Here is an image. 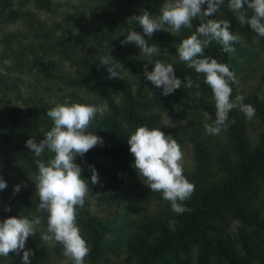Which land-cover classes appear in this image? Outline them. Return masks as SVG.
Wrapping results in <instances>:
<instances>
[{
	"label": "trees",
	"instance_id": "trees-1",
	"mask_svg": "<svg viewBox=\"0 0 264 264\" xmlns=\"http://www.w3.org/2000/svg\"><path fill=\"white\" fill-rule=\"evenodd\" d=\"M37 9L52 10L53 0H27ZM95 3L96 10L100 13L96 18V29L93 33L94 41L103 46L104 51L113 52L121 57L122 64L131 72L138 82L137 93L152 98V102L159 107L168 106L170 102L180 105L181 110H173L177 114L185 113L186 103L202 102L196 100L195 92L200 95H212L209 85L205 83L204 74L197 77L199 88L188 89L183 86L168 96L162 95V89L156 88L143 75V65L126 55L120 45L121 38L125 39L130 26L129 18L140 15L143 10H155L160 14L162 5L156 0H85ZM220 10L229 13L222 5ZM246 16L250 18L253 13L250 9H244ZM214 15L209 17L214 19ZM0 19L2 22H15L23 19L31 26L38 23L36 36L46 38L45 41L25 42L14 44L7 42L3 51L12 57L13 65L21 70L25 66V56L35 54L39 65L44 67V60L38 54L47 52L57 53L71 64H75L84 72L88 70L94 73L107 71L99 65L100 57H89L80 54L75 44L64 42L59 37L46 34L39 23L35 13L30 9L12 7L11 0H0ZM131 21V20H130ZM140 34L142 28L135 21H131ZM231 31L239 36L255 34L260 42L264 43V36H258L249 25H241L235 16L229 17ZM193 28H182L178 33L183 39L190 36L199 26V20H193ZM154 37L162 47L172 48V42L164 31L155 32ZM151 38V37H150ZM149 37L145 36L149 45L153 44ZM174 38V37H173ZM236 53L244 54L245 47L239 42L234 45ZM206 57L217 59L218 62L227 63L230 70L237 78L238 65L233 60V52L222 51L219 42H213L204 51ZM151 60H169L165 55H154ZM49 60L47 66L53 64ZM174 69L185 77L193 75V72L180 61L172 63ZM149 71L151 69L148 68ZM194 81V80H193ZM11 81L0 75V87L5 90ZM69 84L83 87L88 91L102 94L112 112L97 116L90 129L96 130L103 138V146L97 145L90 149L82 158L77 156L75 163L82 168V177L89 181V192L98 201L108 200L114 205L123 204L129 200V177L118 170L122 164L129 173H135L134 156L129 151L127 143L131 131L139 126H147L149 129L159 128L166 135H172L178 141L183 130L164 124L159 115L147 112L143 108V102L138 98L128 84L122 81L99 79L90 82L88 77L69 78ZM6 84V85H5ZM235 81L230 84L232 96L234 94ZM111 87L120 93L121 104L116 105L108 92ZM0 89V90H2ZM26 104L30 103L39 107L41 104L50 109V103L44 98H23ZM243 104H251L256 113L253 117L258 122V128L251 134L248 131V118L240 111L239 107L229 112L230 123L227 130H221L216 139L205 134H196L190 137L192 142L191 167H183L185 178L195 185V191L183 205L189 209L182 214H177L171 208V202L163 198L162 193L151 191L146 185V179L141 176L142 186L138 190V199L143 204V209L136 217L129 212H111L98 216L87 209H78L77 223L82 227L88 238L90 254L85 257L91 262L108 260L110 253L119 256L118 264H264V190L260 192V185H264V92L258 88L252 89L244 96ZM215 116L210 121L214 124ZM127 123V129L124 124ZM53 122L47 117L45 132L51 129ZM40 140L43 134H39ZM29 138H34L32 132L23 134L24 144ZM27 150H29L27 148ZM31 151V150H30ZM28 160L35 170L36 159L48 161L50 153L47 149L41 157H35L31 151ZM26 156V155H23ZM27 158V157H26ZM89 165L97 170L101 183L91 184V171ZM25 175V174H24ZM0 177L1 174H0ZM137 177V176H136ZM3 178V177H2ZM6 189L0 190V222L15 216L13 208L7 207L5 202L14 206L29 209H37L39 198L36 190L21 189L14 192L9 182L3 178ZM99 193V194H97ZM256 199V203L254 202ZM10 208V211H6ZM126 215L127 217H124ZM47 212L42 213L43 221L47 226ZM228 218L236 221L234 228L226 229ZM40 235L30 236L25 244V249H31L33 255L30 258L43 260V247H40ZM23 252L19 255L9 253L7 264H23Z\"/></svg>",
	"mask_w": 264,
	"mask_h": 264
},
{
	"label": "clouds",
	"instance_id": "clouds-1",
	"mask_svg": "<svg viewBox=\"0 0 264 264\" xmlns=\"http://www.w3.org/2000/svg\"><path fill=\"white\" fill-rule=\"evenodd\" d=\"M225 0H164L160 15L153 16L147 10L140 15L129 18L135 21L143 30V35L137 31L128 32L122 45L134 44L140 53L146 57L159 55L157 44L149 45L145 36L152 37L157 31L179 33L182 28L192 29L193 20L200 24L195 31L183 39L178 48V56L189 69L197 74H204L205 83L210 86L215 100L214 124H206L209 134L217 135L221 130H227L230 123L229 112L237 107L248 119L255 116L256 109L251 104H243V95L231 99L230 84L235 81V74L227 63L218 62L217 59L206 57L205 49L213 42L222 45V51L234 52V44L240 41L239 35L230 31L231 24L227 20L209 19L218 14ZM206 5L204 8L202 6ZM228 8L236 13L241 25L247 24L257 33L264 36V0H228ZM250 9L253 15L248 18L244 9ZM154 67L148 70V64L143 66V75L156 88L162 89V95L173 94L177 89L184 87L192 89L194 84L191 76L184 81L177 77L172 64L156 60L148 61ZM100 66L107 69L109 79L121 78L119 69L121 63L110 55L100 57ZM199 100L200 93L194 94ZM54 106L47 110L46 115L53 122L50 130L44 133L43 139L38 143L34 138L26 141L25 147L31 150L35 157H41L47 149L53 155L47 163L36 159L38 173L32 177L35 184L36 196L39 204L36 212H47V231L41 239L54 245L59 243L63 247V255L73 261V264H84L85 257L90 254V246L82 237L77 224L78 209H82L89 195V181L82 177V168L75 163L77 156L83 157L90 149L103 146V138L90 131V126L97 115L103 116L101 106L71 102L66 99L63 103L55 100L49 101ZM176 111L181 110L180 105H173ZM208 116V113H205ZM124 128L128 125L125 123ZM129 151L134 156L133 167L139 176H143L151 191L160 192L163 198L171 202V208L177 214L189 211L182 202L190 199L195 191V185L190 183L183 175V152L179 143L172 135H166L159 128L149 129L139 126L128 137ZM91 171V184L100 182L97 170L89 165ZM6 181L0 177V190L6 189ZM21 185H16L14 192H19ZM99 194V193H97ZM10 211V208H6ZM42 223L41 217L34 213L29 216L23 214L12 216L0 222V257H8L9 253L19 255L23 252V264H30L29 257L33 255L31 249H25L30 236L35 235L38 226Z\"/></svg>",
	"mask_w": 264,
	"mask_h": 264
},
{
	"label": "rangeland",
	"instance_id": "rangeland-1",
	"mask_svg": "<svg viewBox=\"0 0 264 264\" xmlns=\"http://www.w3.org/2000/svg\"><path fill=\"white\" fill-rule=\"evenodd\" d=\"M11 1L13 8L22 10L30 9L35 13L39 23L42 24L43 30L46 31V34H51L52 37H59L69 44L77 45L80 54H85L89 57H98L110 53L115 61L121 63L119 69L121 78L110 80H119L128 84L133 93L142 100L143 108L147 112H154L159 115L162 123L183 130L181 139L177 141L183 152V160L181 162L183 167L189 168L193 164L192 142L190 141L192 135L205 134L207 137L209 136L213 139L217 138L218 134H209L205 129V125H210V121L215 116V100L213 94L200 95V101L202 102H198L197 104L194 102L186 103L184 105L185 113L177 114L173 110L174 104L172 102H170L168 106L159 107L152 102V98L145 97L136 92L138 82L131 72L122 64L121 57L114 50L113 52L104 51L103 46L94 41L93 33L97 25L95 17L100 14L96 10L95 3H88L85 0H53V9L48 11L35 8L32 1ZM156 1L161 5L164 3V0ZM223 6L225 9L229 10V13L227 14L223 10H220L218 14L214 15L215 17L213 20L223 19L229 22L230 16H237L236 13H233L228 8V0H225ZM202 7L206 8L207 6L204 5ZM149 13L153 16L160 15L155 10L150 9ZM127 21L130 26L129 31L134 30L140 33L130 20ZM37 28L38 23H34L31 26L23 19L15 22H2L0 19V75L5 76L6 80L11 81L10 84H5V90L2 89V86L0 87V89H2L0 90V174L9 182V186L12 189H14L16 185H21V189L35 190L32 177L38 173V170H35L28 160V157L32 153L25 147L23 134L25 131L32 132L38 143L40 139L39 134L42 133L44 135L45 133L44 125L47 120V109L45 105L41 104V107H39L37 103L35 106L30 103L26 104L20 97H34L36 99L41 97L48 102L55 100L58 103H63L66 99H70L71 102L101 106L104 109V114L112 112L102 94L67 83L69 78L77 79L88 77L90 82H95L99 79H109V73L107 71L94 73L88 70L84 72L81 67L71 64L57 53L47 52L43 54L41 51H39L38 54L45 62L44 67L39 65L35 59V54L31 53L25 56V66L21 70L15 68L12 57L6 55V52L3 51L4 45L7 42H12L14 44L15 42L25 43L33 41L41 43L45 41V37L40 38L36 36ZM166 33L167 38L172 42V48L162 47L154 37L150 39L153 43L157 44L160 49V54L169 58L168 61L165 59H161L160 61L172 64L175 61H180L177 48L183 38L175 32L170 31ZM239 37V43L245 47V52L244 54L233 52V60L237 63L239 69L235 80L234 94L233 97H231L233 100H235L237 95H247L254 88H258L260 92H264V43L260 42L255 34ZM121 40H123V38H121ZM120 45L123 47V50H125L126 55L132 57L143 66L148 64V68L151 70L153 69L154 65L148 62L151 60L150 57L141 54L137 46L134 44L122 45L121 43ZM50 59L54 62L47 66ZM151 62L154 63L155 60H151ZM190 71L193 72V75L189 76L192 77L195 83H198L197 77L200 74H197L194 69H190ZM175 74L184 81L176 70ZM108 92L112 101H114L116 105H120V93L111 87L108 88ZM50 105L51 107L54 106L51 103ZM205 113L209 115L206 116ZM257 128L258 122L254 118L248 119V131L254 134ZM89 130L92 131L91 129ZM92 132L99 136L96 130ZM133 132L134 131H131L130 134ZM44 162L47 163V161ZM118 170L129 177L128 181H130L129 184L131 186L129 190V200L117 206L108 200H95L89 192L85 200L84 209L98 216L106 213L111 214V212H129L130 216L136 217L137 214L142 211L144 206L138 199V190L143 184L141 176H139L136 170L135 173H129L123 164L118 167ZM263 190L264 185L261 184L260 192ZM254 202L256 203V199ZM5 205L13 208L16 217H19L22 212L26 216H29L30 213L39 215L42 223L38 226L37 233L40 235V238L42 234L46 233L47 226L43 221L42 213H37L36 209L14 206L8 202H5ZM124 217L127 216L124 215ZM228 220L229 224L226 229L231 230L234 228L236 221L232 218H228ZM78 226L81 230L82 237L88 242L84 230L79 224ZM41 246L43 247V260L40 259L36 261L29 257L30 264H73V261L63 255V247L59 243L51 245L45 243L41 239L40 247ZM108 257V260H99L96 262H91L88 258H85L84 264H118L119 256L116 257L113 253H110ZM0 264H7L5 257H0Z\"/></svg>",
	"mask_w": 264,
	"mask_h": 264
}]
</instances>
